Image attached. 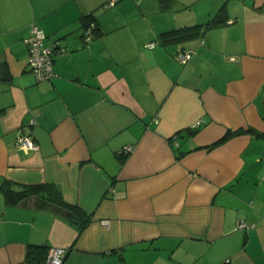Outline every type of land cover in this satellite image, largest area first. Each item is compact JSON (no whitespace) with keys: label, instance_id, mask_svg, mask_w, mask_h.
<instances>
[{"label":"crops","instance_id":"1","mask_svg":"<svg viewBox=\"0 0 264 264\" xmlns=\"http://www.w3.org/2000/svg\"><path fill=\"white\" fill-rule=\"evenodd\" d=\"M107 1L0 0V264H44L28 245L62 247V264H264V136L207 147L264 133V0ZM222 7L220 25L160 35ZM31 22L58 47L47 80L28 65ZM7 183L53 184L91 221L8 202Z\"/></svg>","mask_w":264,"mask_h":264},{"label":"trees","instance_id":"2","mask_svg":"<svg viewBox=\"0 0 264 264\" xmlns=\"http://www.w3.org/2000/svg\"><path fill=\"white\" fill-rule=\"evenodd\" d=\"M85 23L84 28L90 24L94 23L93 33H98L99 29L97 28L93 18L90 15L84 17ZM224 11L223 7L220 8L215 16L203 24H193L189 26H182L177 29H172L169 31L162 32L160 35L169 39H181L188 36L197 35L199 32L212 28L214 26L220 25L224 22ZM195 130H191L193 133ZM248 132L254 134L255 136H264V133H260L252 128L239 129V130H227L224 135L219 138L214 143L208 145V148L214 147L218 144H221L228 140L230 137L236 134ZM176 137V133L173 135ZM122 159L125 155L121 156ZM3 192L5 194L6 200L12 203L25 202L29 199L32 200L33 206L37 209L49 210L54 214L59 215L61 218L65 219L70 223L77 225L79 230H82L90 221L91 215L85 211L78 204L70 203L66 201L58 187L53 184L43 183V184H28L23 185L20 190H14L11 187L10 183L3 185ZM49 248L44 247L43 245H28L26 249L25 259L28 262H39L43 263L46 260L47 252ZM65 257V256H64ZM45 263V262H44ZM220 264H231L229 262H223Z\"/></svg>","mask_w":264,"mask_h":264},{"label":"built area","instance_id":"3","mask_svg":"<svg viewBox=\"0 0 264 264\" xmlns=\"http://www.w3.org/2000/svg\"><path fill=\"white\" fill-rule=\"evenodd\" d=\"M117 0H108L104 6H113ZM94 23L90 22L83 30V36L86 41L92 40ZM45 33L34 22L30 23L28 34L23 37V43L28 50V65L30 71L33 73L36 80H47L53 77V54L58 50L56 42L47 45L44 43ZM152 47L153 43L147 44ZM180 62H185L190 58V53L181 51L178 54ZM33 123V120L29 121ZM175 138V136H173ZM16 145L25 149L32 150L37 149L36 143L33 141L31 135L21 134L16 137ZM131 151V146L125 145L118 151V155H127ZM248 227L245 221L239 220L236 223V228ZM65 256V250L62 247H50L47 252L46 260L44 264H62Z\"/></svg>","mask_w":264,"mask_h":264},{"label":"rangeland","instance_id":"4","mask_svg":"<svg viewBox=\"0 0 264 264\" xmlns=\"http://www.w3.org/2000/svg\"><path fill=\"white\" fill-rule=\"evenodd\" d=\"M204 1H205V0H204ZM204 1L201 2V3H204ZM186 8H189V6L186 7ZM189 9H191V10H187V11H189V12H193V11L195 10V6L192 5Z\"/></svg>","mask_w":264,"mask_h":264}]
</instances>
